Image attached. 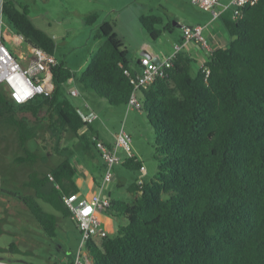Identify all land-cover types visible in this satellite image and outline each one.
<instances>
[{"label":"trees","instance_id":"obj_1","mask_svg":"<svg viewBox=\"0 0 264 264\" xmlns=\"http://www.w3.org/2000/svg\"><path fill=\"white\" fill-rule=\"evenodd\" d=\"M1 2L2 19L12 31L53 55L54 41L31 22L26 8L18 0ZM240 12V18L222 21L229 43L208 54L201 67L193 70V60L178 52L164 79L137 91L140 110L152 125L157 171L144 178L141 189L136 178L127 186L136 195L133 203L111 201L107 216L117 221V230L100 246L87 245L93 264H264V0ZM138 22L152 39L171 29H158L163 20L154 15L140 16ZM95 38L104 41L83 74L76 76L62 61L49 71L50 98L36 96L18 105L0 85V138L11 133L21 151L13 164L32 168L21 184L31 194H6L49 238L58 219L39 202L73 222L63 197L79 192L75 153L57 149L62 158L44 170L28 141L47 125L76 139V151L94 161L90 148L97 151L98 139L88 138L90 124L82 121L63 86L73 77L78 87L110 106L126 105L133 88L125 72L134 70L112 26L103 23ZM42 111L46 117H39ZM25 112L34 120L19 115ZM97 155L101 164L90 171L96 187L104 171ZM121 165L138 171L141 164L134 158ZM11 250L17 252L14 245Z\"/></svg>","mask_w":264,"mask_h":264},{"label":"rangeland","instance_id":"obj_2","mask_svg":"<svg viewBox=\"0 0 264 264\" xmlns=\"http://www.w3.org/2000/svg\"><path fill=\"white\" fill-rule=\"evenodd\" d=\"M18 2L28 11L31 22L54 41L53 56L56 60L62 61L76 76L83 74L90 57L103 43V39L95 38L103 23L112 26L121 49L127 52L129 66L134 68L135 60L141 57L140 53L144 46L157 48L160 54L170 51L173 44L170 41H176L181 32L172 24L174 17L181 25L186 22L183 19L193 21L195 11L202 10L187 0H18ZM145 15L162 18L163 23L158 29L170 25L173 30L171 39L167 32L152 39L138 22V18ZM90 16L95 17L92 23L86 21ZM2 23L1 31L7 34L11 27L3 19ZM7 47L10 48L8 44ZM13 50L22 66L28 65V58L23 56L27 54L25 46ZM192 69H196L194 64ZM63 88L67 89L68 86L64 85ZM77 89L80 97H69L71 104L87 115L84 102L81 101L82 97L98 116V119L89 125L88 138L93 140L96 137L107 144H113V135L123 129L130 134L132 150L139 156L147 170L146 179L152 178L157 171L158 160L153 149L152 125L145 112L126 111L123 105L110 106L105 99L101 101L103 98H99L92 91L78 86ZM46 114L42 111L39 117H46ZM19 115L30 121L34 120L29 113ZM76 143L77 140L67 133L50 130L45 125L37 138L28 141L27 148L38 155V166L44 170L62 158L57 149L72 150L75 153L72 162L78 170L77 177H80L83 176L81 173L85 169L95 171L93 164L99 165V157L92 146L90 154L95 160L90 161L88 156L81 157V152L75 149ZM20 153L14 136L5 133L4 137L0 138V261L10 264H72L79 235L71 218L64 217L48 205L39 202L45 212L55 215L58 219L55 236L49 238L27 209L16 198L6 194L7 192L16 195L31 194L23 192L21 184L32 168L28 166L18 168L13 164V159ZM119 156L121 159L125 157L121 150ZM135 175H138L136 170H127L120 164L114 167V181L117 180L116 176H119L123 187L111 191L113 200L128 202L131 196L127 193L126 186L133 182ZM75 183L78 186L76 181ZM79 186L85 191L87 198L93 195L90 180L79 182ZM99 219L106 225L108 233L114 228L107 218L99 216ZM11 245L16 247L17 252L11 250Z\"/></svg>","mask_w":264,"mask_h":264},{"label":"built area","instance_id":"obj_3","mask_svg":"<svg viewBox=\"0 0 264 264\" xmlns=\"http://www.w3.org/2000/svg\"><path fill=\"white\" fill-rule=\"evenodd\" d=\"M2 0H0V85L4 87L10 100L18 105L28 103L36 96L50 98L53 92V80L49 71L59 66V61L53 55L47 54L40 48L25 43L20 35L15 34L12 29L4 34L2 28ZM191 5L201 7L207 12L211 20H217L225 13H230L231 19L236 20L241 17L240 10L245 6H253L258 0H231L229 3L222 4L219 0H187ZM206 25L186 26L181 25V43L173 48V52L159 59V63L153 62L152 56H141L138 60V69L133 72L126 71L127 77H130L132 91L125 105L126 111L140 110V102L137 99V91L141 88H147L155 81L164 79L167 71L172 68V61L178 52L187 44H194L205 53L210 54L211 48L205 39L203 32ZM7 44L10 48L7 47ZM25 46V55L28 58V65L22 66L20 60L13 49H19ZM206 74L208 71L206 70ZM65 85L68 86L66 94L69 97L79 98L80 93L77 89L75 79L70 77ZM87 115L76 110L80 118L87 125L93 123L98 116L91 108L84 103ZM131 136L120 129L113 135V144L106 145L97 140L95 148L104 163V171L97 193L86 198L80 193H72L63 197V205L69 211L73 225L78 232L79 241L77 251L72 264H93L89 255L87 245L93 243L100 246L102 240L106 238L108 232L104 229L99 216L106 215L111 206V199L107 196L102 197L101 193L108 187L115 184L114 167L122 164L123 160L119 156V150L124 153L125 159H139L134 155L131 145ZM146 169L143 164L138 169L136 185L141 189L144 183ZM0 264H10L0 261Z\"/></svg>","mask_w":264,"mask_h":264},{"label":"crops","instance_id":"obj_4","mask_svg":"<svg viewBox=\"0 0 264 264\" xmlns=\"http://www.w3.org/2000/svg\"><path fill=\"white\" fill-rule=\"evenodd\" d=\"M219 1L222 4H226V3H229L231 0H219ZM207 15H208V18H207ZM194 17H195V19L193 20L194 22L183 19V21H186L187 23L185 22V23H183L181 25H186V26H194V25L204 26V25H206V29L204 30L203 35H204L205 39L207 40V43L210 46L211 51H214V50H217V49H221V48H225L228 45V43H229V37H228V35L225 32V29L223 27L222 21L223 20H231L230 13L223 14V16L221 18L217 19V20H211V17H210V15L207 12H204L203 10L199 9V11L198 10L195 11ZM173 22H174L173 25L176 26V27H178L179 30H180V26L181 25H179V20L176 19V17H174V21ZM164 33H162V34H164ZM167 33L170 35L169 38L171 39V36L173 34V30L170 29V31L167 32ZM181 40H182V37H181V32H180V35H179V37H178V39L176 41H174V40H171L170 41V43L172 42L173 44L170 47V51L167 52V53L163 52V53L160 54L159 50L157 48L152 47V46H144L142 48V51L145 50V51H147V53L150 56L157 57L158 59H162V58H165V57L169 56L173 52L174 46L177 45V44H179V43H181ZM181 51L185 52L187 54V56L191 60H193V64L195 65V68L196 69L199 68V67H201V65L204 63V61H205V59L207 57V53H205L204 51H202L201 49H199L194 44H187V45H185L184 48H182ZM138 60H139V58L135 60V67L134 68H131L130 67L131 70L133 69L135 71L136 69H138ZM100 100L102 101L104 99H100ZM81 101L84 102V103H86V100H84L82 97H81ZM124 107H125V105H124ZM125 110H126V107H125ZM102 142L104 144H106V145H111V143H108L107 144L104 141H102ZM133 153L139 159L140 164H143V162L141 161V159L139 158V156L135 152H133ZM122 160L124 162L125 157ZM99 163L101 164L100 161H99ZM81 175H83V176L77 177V179H76V182L78 183V186L77 187L79 189V192L78 193H80V194H82V195L85 196V194H84L85 191H82V189H81L82 187L79 186V182L85 181L86 179L90 180V182H91V189L93 191V194L97 193L96 186L94 185V183L91 180L90 170H88V169L83 170L82 173H81ZM136 176L137 175H135V178H136ZM147 176H148V173H147V170H146L145 179L147 178ZM135 178H134V180H135ZM116 179L117 180L115 181V184L113 185V187H108L107 189H104L102 191V193H101L102 197L107 196L113 202L114 201H121V200H113L111 198V195H110L111 191H113L116 188L123 187V185H122L123 183L121 182V180H119V176H116ZM149 179H151V178H148L147 180H149ZM129 185H127V186H129ZM127 193L131 196V198H128V202H125V201H123V202L128 203V204H131V203H133L136 195H132L129 192H127ZM102 217L107 218L108 220H110V223L112 222L111 223V226L114 227L113 229L111 228V231L108 234L115 233L116 230H117V221L114 220L113 218H111L110 216L102 215ZM100 221L102 223V220L101 219H100ZM102 225H103L104 229L106 230V225L104 223H102Z\"/></svg>","mask_w":264,"mask_h":264},{"label":"water","instance_id":"obj_5","mask_svg":"<svg viewBox=\"0 0 264 264\" xmlns=\"http://www.w3.org/2000/svg\"><path fill=\"white\" fill-rule=\"evenodd\" d=\"M172 24H174V22ZM140 56H150V55L147 53V51L143 50L141 51ZM152 60L156 64L159 63V59L157 57H154Z\"/></svg>","mask_w":264,"mask_h":264}]
</instances>
